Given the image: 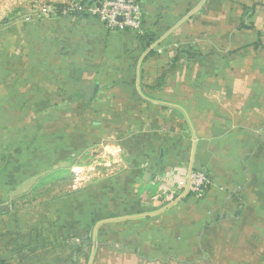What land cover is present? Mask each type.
Returning <instances> with one entry per match:
<instances>
[{"label": "crops", "instance_id": "1", "mask_svg": "<svg viewBox=\"0 0 264 264\" xmlns=\"http://www.w3.org/2000/svg\"><path fill=\"white\" fill-rule=\"evenodd\" d=\"M136 1L148 48L135 32L115 28L104 36L106 65L78 90L91 89L87 100L97 91L137 94L119 95L115 107L132 102V109L115 108L108 117L103 164L110 174L92 192L105 202L96 216L109 218L115 232L138 227L143 250L95 245L91 262L83 250L79 256V245L70 249L62 198L44 209L0 211V264H205L165 257L164 245L180 242L174 234L197 232L207 218L235 225L238 245H264V0ZM69 21L76 41L101 35L94 20ZM86 25L96 29L79 33ZM102 54L92 52L97 68ZM190 166L209 178L200 196L186 191ZM34 183L27 177L18 186ZM223 260L213 262L228 264Z\"/></svg>", "mask_w": 264, "mask_h": 264}, {"label": "rangeland", "instance_id": "2", "mask_svg": "<svg viewBox=\"0 0 264 264\" xmlns=\"http://www.w3.org/2000/svg\"><path fill=\"white\" fill-rule=\"evenodd\" d=\"M85 1L0 0V211L15 206L44 209L46 202L63 198L73 252L79 245V256L83 250L82 257L89 259L92 245L109 249L117 244L138 255L144 248L138 241V227L115 232L110 230L109 218L96 216L106 209L105 202H95L98 194L92 190L94 182L110 174L103 164L108 158V117L119 95L134 98L137 94L106 90L96 96L97 91L89 100L85 94H75L92 81L96 69L106 65L104 36L115 29L90 16ZM67 18L94 20L101 35L97 40L82 35L76 41L77 28ZM93 29L96 25H86L79 33ZM67 48L74 54L64 53ZM93 50L103 53L99 68V58L91 57ZM131 104L119 105L116 111L128 113ZM27 177L35 178V183L18 186ZM205 221L191 234L166 233L180 242L166 243L165 257L174 254L205 264H216L213 261L221 258L228 264H264V245H238L237 228L227 219Z\"/></svg>", "mask_w": 264, "mask_h": 264}, {"label": "built area", "instance_id": "3", "mask_svg": "<svg viewBox=\"0 0 264 264\" xmlns=\"http://www.w3.org/2000/svg\"><path fill=\"white\" fill-rule=\"evenodd\" d=\"M85 11L107 27L129 29L136 34L143 31L141 6L136 0H100L86 5ZM209 183L203 171L192 170L188 179L187 192L200 196L202 189Z\"/></svg>", "mask_w": 264, "mask_h": 264}, {"label": "trees", "instance_id": "4", "mask_svg": "<svg viewBox=\"0 0 264 264\" xmlns=\"http://www.w3.org/2000/svg\"><path fill=\"white\" fill-rule=\"evenodd\" d=\"M89 4H92V3H95V2H97V1H100V0H86ZM85 1V2H86ZM84 3V2H83ZM138 37H139V39L140 40H142L143 42H146V44H147V47L146 48H148V45H149V36L148 35H146V34H143V31L141 32V33H138ZM155 53V51L153 50V49H150V50H148V52H147V54L145 55V58L146 57H150V56H152L153 54ZM175 62H176V58H173L171 61H170V63H169V69L170 68H173V66H174V64H175ZM163 80V73H162V75H160L157 79H156V83H159V82H161ZM91 91V89H87V90H79V91H76L75 92V94H85L86 92H90ZM91 93V92H90ZM194 170H201V169H194ZM201 171H203V170H201ZM204 172V171H203ZM205 173V172H204ZM205 175H206V177L208 178V176H207V174L205 173ZM209 179V178H208ZM208 185H206L203 189H202V191H201V194L203 193V191H204V189L207 187ZM188 194H192L191 192H188ZM194 195V194H193ZM79 251H80V249H79Z\"/></svg>", "mask_w": 264, "mask_h": 264}, {"label": "water", "instance_id": "5", "mask_svg": "<svg viewBox=\"0 0 264 264\" xmlns=\"http://www.w3.org/2000/svg\"><path fill=\"white\" fill-rule=\"evenodd\" d=\"M192 172V166H190V168H189V173H188V179H189V176H190V173ZM188 184V183H187ZM186 191H187V188H186ZM95 229H96V227H95ZM95 229H94V231H93V236H94V234H95ZM94 249H95V245H92L91 246V252H90V256H89V261L91 262V260H92V257H93V255H94Z\"/></svg>", "mask_w": 264, "mask_h": 264}]
</instances>
